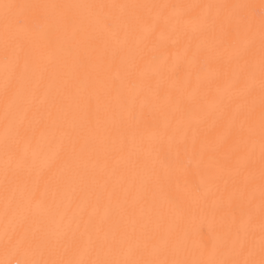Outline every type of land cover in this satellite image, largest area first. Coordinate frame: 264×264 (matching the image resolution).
Listing matches in <instances>:
<instances>
[{"label":"bare ground","instance_id":"obj_1","mask_svg":"<svg viewBox=\"0 0 264 264\" xmlns=\"http://www.w3.org/2000/svg\"><path fill=\"white\" fill-rule=\"evenodd\" d=\"M261 21L264 0H0V260L6 230L13 261L259 260Z\"/></svg>","mask_w":264,"mask_h":264},{"label":"snow or ice","instance_id":"obj_2","mask_svg":"<svg viewBox=\"0 0 264 264\" xmlns=\"http://www.w3.org/2000/svg\"><path fill=\"white\" fill-rule=\"evenodd\" d=\"M5 9L4 14V37H5V46H4V61H5V69L8 71L10 65L11 67H16L19 64V55L16 53L14 48H11V42L13 40V36L10 32V24L11 18L9 16V9L15 7H22L19 5H11V4H4ZM44 7H52V8H59V9H71V8H78V7H97V6H81V5H50ZM98 7H103L100 5ZM158 7H169L168 5H162ZM172 7H181V6H172ZM189 9H196L201 7L200 5H188L183 6ZM207 9H212L214 7H229V6H214V5H204L202 6ZM231 7H241V6H231ZM69 17L61 15V20L65 21L68 20ZM197 19H200L197 17ZM201 22L206 25L215 26L217 23L221 24V27H224V23L219 20L218 16H206L202 18ZM230 22V21H229ZM242 20H237V23H241ZM248 29L251 30V24L247 25ZM260 33H261V45L259 49V89H260V113H259V149H260V167H261V212L262 218L261 223L259 225L260 228V240H259V251H260V259L256 260L252 258L255 254V246L245 248L243 245L241 248L232 254V258H226L225 253L220 249H213L208 259L196 260V261H189V260H182V259H161L158 257H151V258H143L144 253L142 251H137L135 254L130 255L127 258H119L117 256H103L101 255L100 251L96 252V257L94 259H80V260H68V261H44L40 259H16L13 261L8 257L10 255H16L17 253L21 252V244L22 241L14 240L13 236L10 235L7 230L5 232V259L0 260V264H264V21H261L260 24ZM19 47V45H17ZM255 55L254 50L247 49L243 54H241L240 59H244L245 56L252 57ZM15 58L14 61L12 58ZM245 67L249 70L246 73V83L250 81H254L256 78V72L254 67L251 65L249 60H245ZM254 93V88L251 83H248L247 86V97H245L244 102L249 103L248 97H252ZM5 94L7 97L8 94V86L6 82L5 86ZM244 118L249 121V127L247 129L249 137L254 138L257 134V127L255 123V115H254V108H249L248 111L244 114ZM5 120H9V111L6 107L5 110ZM253 143V151L255 146V140H252ZM8 135H7V124H6V135H5V147L8 148ZM255 159L253 158L252 154L250 153L248 164L249 166L255 165ZM9 209L6 205L5 207V215L7 216ZM251 217H249V221H251ZM102 247V245H101ZM243 257V258H241Z\"/></svg>","mask_w":264,"mask_h":264}]
</instances>
